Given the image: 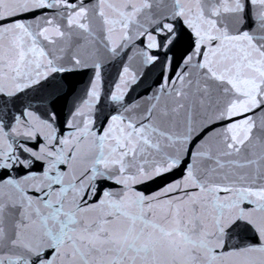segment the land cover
Masks as SVG:
<instances>
[{
	"label": "snow or ice",
	"instance_id": "snow-or-ice-1",
	"mask_svg": "<svg viewBox=\"0 0 264 264\" xmlns=\"http://www.w3.org/2000/svg\"><path fill=\"white\" fill-rule=\"evenodd\" d=\"M0 264H264V0H0Z\"/></svg>",
	"mask_w": 264,
	"mask_h": 264
}]
</instances>
